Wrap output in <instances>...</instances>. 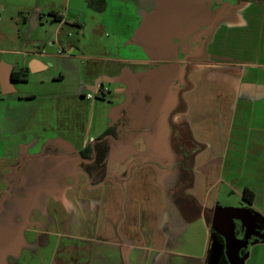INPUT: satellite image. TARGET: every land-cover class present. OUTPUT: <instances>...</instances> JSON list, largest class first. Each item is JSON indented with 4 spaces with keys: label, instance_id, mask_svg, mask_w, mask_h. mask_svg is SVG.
<instances>
[{
    "label": "crops",
    "instance_id": "obj_1",
    "mask_svg": "<svg viewBox=\"0 0 264 264\" xmlns=\"http://www.w3.org/2000/svg\"><path fill=\"white\" fill-rule=\"evenodd\" d=\"M151 3L118 10L116 39L134 57L126 69L94 70L92 86H83L86 71L72 44H43L21 67L15 52H1V90L5 72L39 75L51 67L57 76L39 80L38 95L6 101L0 115V264H206L222 204L249 190V205L264 220V0L220 21L203 54L175 56L184 65L183 108L170 115L173 131L165 135L158 117L170 92L161 85L156 99L145 77L161 63L171 74L165 65L174 58L160 41L164 0ZM5 11L32 12L34 26L49 17L56 30L81 29L99 14L87 0H0V17ZM134 75L144 78L130 88L125 78ZM24 80L13 81V91ZM27 102L32 116L11 119L10 109ZM114 125L115 139L98 140ZM98 156L105 172L94 166ZM246 264H264V240Z\"/></svg>",
    "mask_w": 264,
    "mask_h": 264
},
{
    "label": "rangeland",
    "instance_id": "obj_2",
    "mask_svg": "<svg viewBox=\"0 0 264 264\" xmlns=\"http://www.w3.org/2000/svg\"><path fill=\"white\" fill-rule=\"evenodd\" d=\"M107 3L104 10L106 11H96L98 15H91L90 18L83 21L82 28L80 29L78 26H62V28H58L56 30V23L52 22L49 17H41V23L37 26L33 25V16L32 12L24 13V14H12L10 11H5L1 13V24H0V57L2 51H12L15 57V65L21 67L26 64V61L30 59L29 53L35 52L38 48H41L42 45L48 46L51 41H56L57 39L61 41V44H72L78 48L77 54L79 57V63L86 71L85 75L88 80L85 79V85L83 86H92L96 81V74L93 73L94 70L99 71L100 74H104L106 69L113 68L115 66H122L124 69L131 63H128V60H125L130 57H134V51H131L129 44L119 43L116 39L117 34V25L120 22L117 14L118 10L122 5L128 3L135 2L138 5L143 4L144 2L151 3L152 7H157V0H105ZM128 9V13H132L133 10ZM100 13L102 16L100 17ZM123 16H128V13H125L123 10ZM104 20H107L105 30L103 33L97 34L96 31L99 29L98 25L104 24ZM206 20V19H204ZM119 21V22H118ZM167 28V24L163 22ZM163 23L160 25L163 27ZM205 23V22H203ZM186 26V20H185ZM189 28H186V31ZM169 33L164 31L161 34L160 41L168 43V38L166 35ZM156 41H159L158 36L155 37ZM170 44V43H169ZM184 45V44H183ZM168 49H166L167 53ZM28 52V53H27ZM199 52V50H198ZM27 53V55H26ZM199 54H203V50L199 52ZM13 55V54H12ZM85 59H84V57ZM92 56L93 61L88 60L89 57ZM123 58L124 60H120ZM82 60V61H81ZM90 73V74H88ZM57 76L56 72L50 69L43 71L41 74H32L27 73L26 78L27 81L24 83H19L14 85V91L8 95H3L0 84V115H3L2 110L6 109L7 103L6 101H12L13 105L14 101L19 97L27 98L33 95H38V81H52L53 77ZM67 86H65L66 88ZM82 88V86H81ZM74 91V88H73ZM86 93L93 94L92 89H87ZM38 98V96H37ZM127 99H124L126 101ZM5 101V102H3ZM62 101L61 94L58 95V102ZM17 103V102H15ZM18 105V104H16ZM20 105V104H19ZM64 105V104H63ZM156 107V106H155ZM33 108V106H32ZM30 106V102H27L19 107H12L11 119L20 118L23 116L30 117L32 116V110ZM157 111L156 109L154 110ZM143 145L145 148L143 141H140L137 146ZM167 143L163 142L160 144L162 148L166 147ZM164 146V147H163ZM146 149V148H145ZM220 206V205H219ZM221 212V208H218V212ZM226 214V212H225ZM220 216L218 215V218ZM210 264V261H209Z\"/></svg>",
    "mask_w": 264,
    "mask_h": 264
},
{
    "label": "flooded vegetation",
    "instance_id": "obj_3",
    "mask_svg": "<svg viewBox=\"0 0 264 264\" xmlns=\"http://www.w3.org/2000/svg\"><path fill=\"white\" fill-rule=\"evenodd\" d=\"M251 1L254 0H164L166 12L164 13L165 20L162 21V23L165 22L169 27L167 28L163 23L164 31L169 33V36L166 35V37L168 38L169 52L174 59L170 64L165 65L167 67L170 66L171 74L163 73L164 63H161L157 65L159 71L156 74L151 73L145 77V80H148L149 89L153 91V95L156 99L158 95L157 91L161 85L163 86L162 89H164V91L168 90L170 92L168 95L173 98H179V92L185 87L183 81L184 65H180L175 61V56L177 55L176 57H179L180 55H184L185 57H192L198 55L199 52L203 50L205 43L210 39L217 24L224 19L234 20L232 12ZM186 28H189V30L186 31ZM23 75L26 78L25 73H23ZM17 77L21 79L23 76L20 75ZM12 78L15 82L25 81L18 80V78H14L13 75ZM143 78L144 77L141 75H134L126 77L125 81L128 87L131 88L134 85L133 83L137 85L140 84ZM100 85L101 84L97 86ZM163 95L161 91L159 99ZM168 95L165 96L168 97ZM160 119L161 114L158 117L159 124L161 123ZM249 204L250 203L244 197L238 199L234 203L222 204L223 208L227 211L223 217H228L227 223L229 226L232 225L234 227V241L238 242L239 245L234 253L233 250L235 248H233L229 242L231 239L230 232L226 230L228 237H226V234H220L224 231L223 229L226 226L224 220L221 219L219 222L223 227H220V224L217 225L220 233L215 231L217 227L212 231L210 246L206 256V264H209V261L210 264H231L228 256L231 255L232 252L234 258L236 257L235 254H237L241 264H246L251 247L255 243L264 240V220L252 210ZM231 205H234L235 208L231 207Z\"/></svg>",
    "mask_w": 264,
    "mask_h": 264
},
{
    "label": "trees",
    "instance_id": "obj_4",
    "mask_svg": "<svg viewBox=\"0 0 264 264\" xmlns=\"http://www.w3.org/2000/svg\"><path fill=\"white\" fill-rule=\"evenodd\" d=\"M87 4L93 10L101 12L104 10L106 2H105V0H87ZM186 58H188V57H186ZM12 75L14 76V78H18V80H24L25 79V76L23 75V73L21 74V76H23L21 79L19 77H17V75L15 73H13ZM165 100L166 101L162 102V110H161L162 112H161V119H160L161 123L159 124V129L162 132L164 130V132H163L164 135H165V131L167 132L168 129H169V132H171V130L173 131V129L171 128V124L168 123L170 114L174 111H178V110H181L183 108L182 101L180 98H173V97H170L168 95V97H166ZM163 113H164V115H163ZM162 122H164V123L162 124ZM161 124H162V126H161ZM117 128L120 129L119 126H117V125H114V126L108 128L105 131V133L99 137L98 140H107L109 138L115 139ZM106 152H107V150L105 151V154H106ZM86 153H87V149L83 150L80 154L83 158H86V155H87ZM103 158L104 157L99 159V156H98L94 161V166L96 168H99L100 170H102V172H105V165L103 162ZM243 197L250 203L252 201L253 194L249 190H245Z\"/></svg>",
    "mask_w": 264,
    "mask_h": 264
},
{
    "label": "water",
    "instance_id": "obj_5",
    "mask_svg": "<svg viewBox=\"0 0 264 264\" xmlns=\"http://www.w3.org/2000/svg\"><path fill=\"white\" fill-rule=\"evenodd\" d=\"M209 28H211V27H209ZM2 78H3V80L1 81V83H2V92L4 94L12 92L13 91V88H12V82H13L12 74L5 72V73H3ZM231 207H234V205H231ZM220 208H221V213H219L220 211L218 212V209H217V211L215 212V215H214V221L212 223V230H215L216 227H217V229L215 230L217 232H219V227L217 226L218 224H220L219 225L220 227L221 226L223 227V225L219 222L221 219L224 220V223H225L226 226H229V224L227 223L228 222V220H227L228 217L227 218L223 217L225 215V212H227V211H226L225 208H223V206H220ZM230 210L232 211L231 208H230ZM218 215L220 216L219 218H218ZM226 226L223 229L224 231H222V233H220V232L219 233L220 234H226V230H228L230 232L231 239L229 240V242H230V245H232L233 248H235L233 250L234 253H235L236 252V248H238L237 246L239 245V243L234 241V237H233V231H234L233 228L234 227L232 225L229 226V227H226ZM226 237H228L227 234H226ZM231 255L228 256L229 261H230L231 264H241L240 263V259L238 258L237 254H235L236 255L235 258H234L233 252L231 253Z\"/></svg>",
    "mask_w": 264,
    "mask_h": 264
},
{
    "label": "built area",
    "instance_id": "obj_6",
    "mask_svg": "<svg viewBox=\"0 0 264 264\" xmlns=\"http://www.w3.org/2000/svg\"><path fill=\"white\" fill-rule=\"evenodd\" d=\"M0 21H1V17H0ZM100 86H97V88L95 89V94H97L99 92ZM87 97H91L90 95H88Z\"/></svg>",
    "mask_w": 264,
    "mask_h": 264
}]
</instances>
